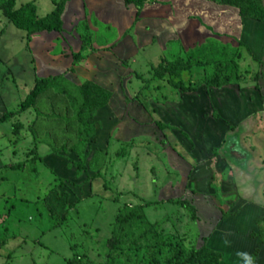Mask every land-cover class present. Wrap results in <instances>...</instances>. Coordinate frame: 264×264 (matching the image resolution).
<instances>
[{
  "label": "rangeland",
  "instance_id": "rangeland-1",
  "mask_svg": "<svg viewBox=\"0 0 264 264\" xmlns=\"http://www.w3.org/2000/svg\"><path fill=\"white\" fill-rule=\"evenodd\" d=\"M59 1L15 0L14 10L33 4L41 19ZM96 1L103 0H70L56 38L27 39L0 14V264H145L151 252L162 263L168 244L185 253L207 248L221 255L219 264H264V22L230 12L233 28L222 34L199 19L205 32L189 46L172 36L176 26L143 18L167 21L145 7L161 0H142L140 11L121 0L118 14L111 3L101 14L88 11ZM208 45L209 61L198 53ZM178 60L191 67L159 78L162 61ZM216 63L235 65L237 84L207 88ZM59 76L76 86L92 80L112 94L96 113L85 159L72 151L77 135L65 124L62 97L49 92L20 111L36 79ZM134 207L143 220L113 251L116 219ZM150 228L155 236L134 245Z\"/></svg>",
  "mask_w": 264,
  "mask_h": 264
},
{
  "label": "trees",
  "instance_id": "trees-1",
  "mask_svg": "<svg viewBox=\"0 0 264 264\" xmlns=\"http://www.w3.org/2000/svg\"><path fill=\"white\" fill-rule=\"evenodd\" d=\"M70 0H60L54 3V10L44 18L38 19L35 15L33 4H26L18 11L14 10L15 0H0V14L10 20L18 29L25 32L27 39L32 35L39 33H58L62 30V15L66 4ZM125 6L135 5L138 11L142 9V0H123ZM218 5L234 8L238 11L242 20H254L264 22V0H216ZM138 14V13H137ZM86 39V38H85ZM88 46L87 40L83 41V48ZM212 46L201 47L198 53L204 56L207 61L211 58ZM74 61H79L74 57ZM191 67L189 62L182 60L174 63H162L157 67L159 78L165 74L179 76L180 73L187 71ZM236 66H228L224 63H216L212 72L206 75L204 85L211 89H221L237 84L238 76L235 73ZM169 85L174 90L181 92H193L192 87H186L182 82L169 81ZM55 93L62 97L68 104L69 118H65V124L73 123L77 135V144L73 146L72 151H78L84 154V159L89 153V143L95 135V116L98 111L107 107L111 100L110 91L99 85L86 81L80 86L73 85L65 77H52L36 79L34 88L26 97V100L20 105V111L23 112L35 105L37 98L46 93ZM43 119L50 120V117L38 114ZM53 120V119H52ZM58 120V117H55ZM34 133V132H33ZM35 134V133H34ZM49 147L56 152L53 144ZM78 170L84 168L83 164H77ZM80 168V169H79ZM183 206V204H181ZM189 212L193 215V209L188 207ZM143 220L141 207L127 208L123 210L116 219L115 236L109 242V247L113 251L119 248L124 239L129 236L130 232L137 229L139 223ZM155 228L139 231L137 238L133 241L134 245L150 240L155 236ZM169 258L162 263L157 260V254L151 252L147 254L142 261L145 264H219L221 255L217 252L202 248L198 251L185 253L175 245L168 244Z\"/></svg>",
  "mask_w": 264,
  "mask_h": 264
},
{
  "label": "crops",
  "instance_id": "crops-1",
  "mask_svg": "<svg viewBox=\"0 0 264 264\" xmlns=\"http://www.w3.org/2000/svg\"><path fill=\"white\" fill-rule=\"evenodd\" d=\"M212 1H214V0H161L160 2L162 3V5H160L158 7L157 6H148V5H146L145 7L148 8V10L159 9L160 11L168 14L170 17L167 16V21L163 22V21H161V19L157 20L156 17H152V19H150V18L146 17L144 15V13H143V15H144L143 18H145L147 20L146 22H149L148 24H150L154 27L158 25L160 28L163 27L166 30L167 29L173 30L176 26L175 29H178V34L176 32L175 34H172V36L176 35L178 37V39H180L181 41L183 40L187 45L192 46L197 41L199 33H201V31L205 32V30L203 28H201V26H200L199 19L202 21V23L210 31L212 30L213 32H217V30H218L222 34L231 33L233 25L231 24V21H230V12H236L237 10L234 8L227 7V6L216 5ZM120 2H122V1L121 0H109V2H108V0L96 1V2H93L92 4H90L91 8L88 9V11L90 10L91 12L93 11L95 13L100 12V14H101L105 11L106 8L110 7V6H108V4L111 3L110 8L112 11L110 13H117L118 14L120 12ZM112 4H113V7H112ZM98 5L100 7H98ZM66 7H67V4H66L65 8ZM123 7H124V5H123ZM121 8H122V3H121ZM64 11H65V9H64ZM143 12H144V9H143ZM129 13L131 15V12H129ZM63 14H64V12H63ZM61 20H62V18H61ZM131 21H132V19L130 16V18L127 21L128 27L131 26L130 25ZM175 23H176V25H175ZM114 24L117 25L116 29L125 28L124 26H122V24L119 25L118 21L114 22ZM242 27L243 26L241 24L239 26V31H240V34L242 35V38H243L244 36L246 37V33H243ZM62 30H64L63 23H62ZM43 34H46V32L32 35L31 38L35 37L37 39L40 36H42ZM48 34H53L54 38L58 37L57 36L58 33H48ZM205 37L211 38L212 36L210 37L209 35H206ZM244 41H246V40L243 38L242 43L248 48L250 53L252 55H254V57H255V54L252 52L250 45ZM142 42H143V44H145V40H143ZM132 46L134 47V45H132ZM133 47L131 48V49H133V50H131V52L134 51V49H135ZM49 53L50 52H48V50H46V53H45L46 58H49ZM50 57L53 59L54 58L53 54L51 55V53H50ZM51 65H53V64H51ZM45 70L49 71V70H51V67L46 68ZM91 82H92V80H91ZM110 101H112V98ZM109 103H111V102H109ZM0 166H1V164H0ZM5 224H6V221H3L2 215L0 214V229H1V227L4 229Z\"/></svg>",
  "mask_w": 264,
  "mask_h": 264
},
{
  "label": "clouds",
  "instance_id": "clouds-1",
  "mask_svg": "<svg viewBox=\"0 0 264 264\" xmlns=\"http://www.w3.org/2000/svg\"><path fill=\"white\" fill-rule=\"evenodd\" d=\"M249 264H251V260L249 261Z\"/></svg>",
  "mask_w": 264,
  "mask_h": 264
}]
</instances>
